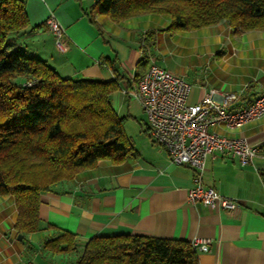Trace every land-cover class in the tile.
Segmentation results:
<instances>
[{"label": "crops", "instance_id": "1", "mask_svg": "<svg viewBox=\"0 0 264 264\" xmlns=\"http://www.w3.org/2000/svg\"><path fill=\"white\" fill-rule=\"evenodd\" d=\"M30 25L12 41L14 48L46 60L70 78H119L112 104L126 116L125 130L132 153L122 162L105 159L73 179L58 182L41 195L39 229L19 233L15 200L0 195V264H75L94 236L137 234L187 240L209 238L199 251L200 264H264V115L242 127L211 128L228 137H245L259 145L254 163L237 157L209 155L204 184L235 198L233 211L215 210L188 201L194 170L174 164L150 133L147 116L124 90L134 87L138 63L149 56L161 67L183 75L193 84L190 102L202 99L210 87L221 92L244 91L249 102L264 93V30L236 34L224 20L190 31H167L171 17L143 14L115 22L91 13L97 0H25ZM55 15L65 28L67 49L61 51L46 25ZM149 31H156L154 41ZM180 38V41L177 40ZM188 46L199 61L189 76L164 50ZM190 47V48H189ZM133 135L137 136L135 139ZM59 230L75 234L77 249L56 252L45 242Z\"/></svg>", "mask_w": 264, "mask_h": 264}, {"label": "trees", "instance_id": "2", "mask_svg": "<svg viewBox=\"0 0 264 264\" xmlns=\"http://www.w3.org/2000/svg\"><path fill=\"white\" fill-rule=\"evenodd\" d=\"M91 13L109 15L115 22L143 14L168 15L171 33L224 20L236 34L264 30V0H97ZM29 25L25 0H0V195L15 200L19 234L38 231L41 195L52 185L105 159L122 162L133 150L124 125L127 117L112 104L121 76H62L46 60L14 48L15 36ZM155 35L149 31L147 38L154 41ZM148 64L145 50L134 83L145 75ZM45 246L56 252L75 251V234L59 230ZM75 264L200 261L197 248L187 240L116 234L92 237Z\"/></svg>", "mask_w": 264, "mask_h": 264}, {"label": "built area", "instance_id": "3", "mask_svg": "<svg viewBox=\"0 0 264 264\" xmlns=\"http://www.w3.org/2000/svg\"><path fill=\"white\" fill-rule=\"evenodd\" d=\"M46 25L56 38L61 51L67 49L65 28L55 15ZM32 85V82H28ZM193 89L185 76L152 62L145 75L131 90H124L129 98L137 100L147 116L153 140L167 152L174 164L188 165L194 178L188 193L190 203H202L215 210L233 211L240 206L237 199L219 193L204 184L206 162L216 153L237 157L243 165L253 164L259 145L245 137H228L211 128L218 124L242 127L245 123L264 115V93L249 102L244 91L221 92L210 87L198 102H190ZM193 245L199 251H208L209 238H195Z\"/></svg>", "mask_w": 264, "mask_h": 264}, {"label": "rangeland", "instance_id": "4", "mask_svg": "<svg viewBox=\"0 0 264 264\" xmlns=\"http://www.w3.org/2000/svg\"><path fill=\"white\" fill-rule=\"evenodd\" d=\"M178 41H180V38H177ZM190 48V47H189ZM192 51L188 49V46L182 45L180 47V43H176V47L167 50H164V53H161L162 59L169 57L174 60V62L177 63L180 69L184 70L189 74V76H193L194 72H199V67L196 66L195 62L199 61L198 58L191 53ZM30 54V53H27ZM134 104L138 106L137 100H133ZM140 105V103H139ZM141 106V105H140ZM142 108V107H141ZM143 110V109H142ZM144 112V111H143ZM127 121H125L124 125ZM137 136L133 135V138L135 139Z\"/></svg>", "mask_w": 264, "mask_h": 264}, {"label": "water", "instance_id": "5", "mask_svg": "<svg viewBox=\"0 0 264 264\" xmlns=\"http://www.w3.org/2000/svg\"><path fill=\"white\" fill-rule=\"evenodd\" d=\"M19 238H22V234L19 235Z\"/></svg>", "mask_w": 264, "mask_h": 264}]
</instances>
